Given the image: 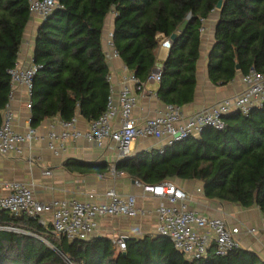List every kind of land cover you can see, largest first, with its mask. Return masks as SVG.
<instances>
[{"label":"trees","instance_id":"16d2710c","mask_svg":"<svg viewBox=\"0 0 264 264\" xmlns=\"http://www.w3.org/2000/svg\"><path fill=\"white\" fill-rule=\"evenodd\" d=\"M59 5L42 18L35 37L33 128L54 117L71 121L78 113L91 123L105 113L111 82L104 26L110 14L115 15V48L128 71L143 82L155 71L162 40L176 35L158 92L166 104L185 107L194 101L201 29L215 12L214 44L208 55L211 82L227 85L252 68L264 73V0H59ZM31 20L30 0H0V127L11 93L8 71L18 64ZM224 120L223 130L208 127L163 151L139 152L120 160L116 169L143 185L175 178L198 180L208 199L256 206L264 216V107L247 115L234 111ZM87 167L101 171L107 166ZM0 264H264V260L243 248L217 255L214 243L205 256L189 259L159 234L129 237L126 250L120 251L109 237L70 241L56 236L51 223L0 210Z\"/></svg>","mask_w":264,"mask_h":264},{"label":"built area","instance_id":"2783aa9c","mask_svg":"<svg viewBox=\"0 0 264 264\" xmlns=\"http://www.w3.org/2000/svg\"><path fill=\"white\" fill-rule=\"evenodd\" d=\"M59 6V0H30V13L32 16L45 18ZM201 31L204 32L205 28ZM106 44L111 51L110 55L119 58L120 54L113 42V32L108 34ZM163 45L170 48L171 39L165 40ZM37 71L38 67L34 63L17 64L8 71L11 76V93L0 127L1 156L12 154L23 157L25 153L23 144L37 139L35 128H29L25 133L15 130L14 113L11 109L16 86H24L31 99L33 78ZM161 74L162 68L143 82L133 73L128 72L124 77L117 100L111 88L107 109L100 118L92 121L89 128L83 132L75 127V118L71 121H61L60 124L64 128L61 135L58 136L53 130L48 135L49 149L55 152L58 150L56 145L58 137L62 143L71 139L85 138L99 148L111 143L118 150L119 157L124 159L132 155L133 145L138 139L151 137L165 141V146L170 145L190 136H198L208 127L223 130L226 126L224 117L234 111H241L247 115L255 107H264V73L252 68L242 76V83L246 89L237 96L226 98L191 115L186 113L184 107L167 104L154 117L145 120L137 119L134 116L138 100L137 93L142 91L149 82L160 83ZM108 79L112 81L111 76ZM116 119H118L117 127ZM60 146L63 147L62 144ZM165 146H162L160 151H163ZM43 174L50 175L51 172L44 171ZM143 189L146 193L162 200L156 209L157 233L168 237L175 249L187 258L198 259L205 256L213 243L217 255H225L232 249L242 248L235 238L237 232L235 229H231L222 218L208 217L190 210L189 195L172 181H164L157 185H143ZM106 196L109 201L105 203L78 199L40 202L35 198L29 184L9 182L0 190V210L13 215L27 214L43 225L47 224L45 216L51 215L52 232L70 241L89 240L98 236L99 220L103 217L132 218L145 214L138 208L134 195L121 197L115 190H110ZM206 229L210 230L211 236L203 234ZM126 239L127 237L121 236L113 240L114 246L120 251H125Z\"/></svg>","mask_w":264,"mask_h":264},{"label":"crops","instance_id":"0c3cea01","mask_svg":"<svg viewBox=\"0 0 264 264\" xmlns=\"http://www.w3.org/2000/svg\"><path fill=\"white\" fill-rule=\"evenodd\" d=\"M218 12H215L205 22V31L202 38L201 55L197 65V86L194 101L184 107L188 115L210 107L226 98L237 96L246 89L242 83V74L227 85H214L208 74V55L214 44L215 25ZM42 23L40 16H32L25 32L24 43L20 52L18 64L31 65L34 61L35 37ZM115 15L110 14L104 26V50L108 57L111 88L114 98L117 100L122 88L123 80L129 72L123 60L112 57L107 47V37L114 30ZM162 40L157 53L155 71L163 68V63L168 58L170 48L163 45ZM154 71V72H155ZM160 83L149 82L142 91L137 93L138 100L134 109V116L139 120L154 117L167 105L158 95ZM31 99L24 86L18 85L14 89V99L11 109L14 113L15 130L25 133L31 125ZM115 120L116 127L118 126ZM59 117L44 120L35 127L37 139L23 144L25 151L23 157L16 155H0V190L9 182H23L29 184L35 198L40 202H49L55 199L91 200L95 203L108 202L106 196L110 190H115L121 197L134 195L137 205L145 214L136 217L117 216L103 217L99 220L98 236L109 237L115 240L121 236L141 238L145 235H157L158 217L157 207L162 200L146 193L143 184L133 183V180L125 173L117 171V163L122 160L114 145L108 143L99 148L85 138L71 139L62 143L58 137L56 140L57 151L48 147V135L50 131L60 136L64 128ZM90 122L81 113L75 117V127L79 131H86ZM63 145L60 146V145ZM165 141L145 137L138 139L133 145L132 155L142 151L160 149L165 146ZM72 161V164H68ZM82 164V165H81ZM107 167L101 171L90 170L87 165H101ZM86 165V166H85ZM89 169V170H88ZM44 171H50V175H44ZM188 195L189 209L196 214L208 217H218L226 221L231 229H235V238L243 249L258 253L264 260V222L263 213L256 206L243 208L227 201L208 199L204 193V184L198 180H171ZM93 196V198H90ZM47 224L51 223V215H46ZM203 234L211 236L206 229Z\"/></svg>","mask_w":264,"mask_h":264},{"label":"water","instance_id":"95a60500","mask_svg":"<svg viewBox=\"0 0 264 264\" xmlns=\"http://www.w3.org/2000/svg\"><path fill=\"white\" fill-rule=\"evenodd\" d=\"M222 4H223V2L220 1V2L218 3V5H217V8L220 9V8L222 7ZM175 39H176V35H173V36L171 37V40H175ZM238 68H239V66H238ZM133 183H138V182L135 181V180H133Z\"/></svg>","mask_w":264,"mask_h":264},{"label":"rangeland","instance_id":"374dc122","mask_svg":"<svg viewBox=\"0 0 264 264\" xmlns=\"http://www.w3.org/2000/svg\"><path fill=\"white\" fill-rule=\"evenodd\" d=\"M42 18V17H41Z\"/></svg>","mask_w":264,"mask_h":264}]
</instances>
